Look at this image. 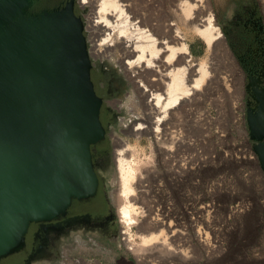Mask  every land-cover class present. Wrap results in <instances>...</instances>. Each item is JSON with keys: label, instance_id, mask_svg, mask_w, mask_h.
<instances>
[{"label": "rangeland", "instance_id": "obj_1", "mask_svg": "<svg viewBox=\"0 0 264 264\" xmlns=\"http://www.w3.org/2000/svg\"><path fill=\"white\" fill-rule=\"evenodd\" d=\"M160 1L165 21L170 19L174 25L182 27L180 7L174 6L175 11L170 14L166 0ZM209 8L220 31L219 39L210 49L198 34L185 30L191 56L198 60L205 58L211 75L208 86L198 94H192V114L186 116L181 112L175 115L177 119L180 117L176 124L179 123L190 142L189 146L183 147L185 149L178 150L182 156L189 154L192 160L189 159L190 163L186 165L190 168L186 174L188 177L173 174L178 189L173 199H163L160 195L164 190L163 180L157 174L156 178L151 176L155 189L152 191L153 201L136 203L138 210L146 209V203L151 204V216H161V210L170 208L168 221L174 228H182L178 226L182 222L189 232V239L178 238L172 245L180 244L189 256L178 254L174 258H165L166 249L160 247L143 253L152 264H264V172L254 149L256 145L264 144V135L262 138L253 136L251 125V119L264 112V0H210ZM84 12L86 21L83 25L87 28L88 17L93 13L91 6ZM230 56L238 68L235 71ZM105 62L113 66L110 59ZM129 95L127 98L132 97ZM125 117L128 119L130 114L125 112ZM123 137L135 143L133 137L124 134ZM151 140H154L153 135L142 136L137 154L139 160L144 159L143 162L152 158V163L147 166L158 171L161 162L152 157ZM168 166L167 171L171 170ZM103 175L108 188L115 186L117 190L118 165L109 163ZM117 204L115 200L119 229L111 251L89 249L78 242L62 245L60 258L55 262L33 264H85L84 261L115 264L118 258H122L121 264H139L137 254L141 251H133L123 243V230L127 229ZM187 206L191 207L188 208L191 213L183 212ZM191 216L201 217L194 228L207 232L209 246L213 249L208 244L203 249L194 238L196 230L192 223L190 225ZM138 217L142 221L145 215L139 213ZM143 224L147 225L146 222ZM129 233L133 234L132 241L138 245L141 241L137 225H133Z\"/></svg>", "mask_w": 264, "mask_h": 264}, {"label": "water", "instance_id": "obj_2", "mask_svg": "<svg viewBox=\"0 0 264 264\" xmlns=\"http://www.w3.org/2000/svg\"><path fill=\"white\" fill-rule=\"evenodd\" d=\"M36 1L0 0V257L98 182L90 146L104 135L102 100L83 20L74 0L34 10ZM254 149L264 172V144Z\"/></svg>", "mask_w": 264, "mask_h": 264}, {"label": "bare ground", "instance_id": "obj_3", "mask_svg": "<svg viewBox=\"0 0 264 264\" xmlns=\"http://www.w3.org/2000/svg\"><path fill=\"white\" fill-rule=\"evenodd\" d=\"M82 1L86 8L91 6L93 11L87 24L91 36V55L103 60L110 59L114 68L131 83L132 97L125 101L130 117L124 119L123 134L133 137L135 143H130L123 136H114L119 172V187L114 191V199L118 202V213L127 229L123 230V243L133 251H141L137 254L139 264H152L143 253L160 247L166 249L165 258H174L178 254L189 256L180 244L172 245L178 238L189 239V232L182 222L178 224L182 228H174L172 222L168 221L170 208L161 210V216L150 215L151 204L146 203V209L138 210L137 202L153 201L152 191L155 189L151 176L160 174L155 168L147 166L152 163V158L146 159V162H143L144 159L139 160L137 146H140L142 136L153 135L154 140L150 142L155 161H163L166 166L170 161L168 167L171 168V174L181 173L182 178L187 176L190 168L186 165L190 163V155L182 156L178 150L189 146L190 142L179 123L176 124L175 115L181 112L190 115L193 110L192 94H198L199 90L208 86L211 75L205 58L198 60L191 56L185 30L198 34L209 49L214 45L220 37V31L209 8L210 0H166L170 14L175 11L174 6L180 7L182 27L174 25L170 19L165 21L164 7L160 0ZM149 12L155 16L149 17ZM230 63L234 71L238 69L232 56ZM252 122L255 133L263 132L264 112L254 117ZM188 208L191 207L187 206L183 212L191 213ZM139 213L145 215L142 221L139 220ZM192 218L190 225L192 223L194 228L201 217L195 216V220ZM145 222L147 225L143 224ZM133 225H137L140 236L141 242L138 245L132 241L133 234H128ZM194 229V238L206 249L205 244L209 246L210 242L207 232Z\"/></svg>", "mask_w": 264, "mask_h": 264}, {"label": "flooded vegetation", "instance_id": "obj_4", "mask_svg": "<svg viewBox=\"0 0 264 264\" xmlns=\"http://www.w3.org/2000/svg\"><path fill=\"white\" fill-rule=\"evenodd\" d=\"M67 1L69 0H37L33 9L60 8ZM82 2L74 0V12L86 21L84 10H88V7ZM148 15L151 16L150 12ZM87 29L85 26L84 34L88 39L92 61L91 80L96 94L102 100L99 119L104 128L103 137L90 146L93 170L98 180L97 188L88 196H73L65 210L57 217L48 221L32 222L23 245L18 250L0 257V264H33L41 261L52 263L59 260L62 245L69 246L78 242L89 249L102 248L108 252L111 251L113 240L117 238L119 228L116 224L118 217L114 200L116 188H108L103 170L109 163L116 164L114 136H123L125 112L127 113L124 98L131 92V83L114 66L91 55L90 33ZM160 162L162 165L158 170L161 175L159 176L163 183L165 181L164 190L160 195L163 199H173L178 189L175 177L172 172L167 171L165 163ZM121 262L122 258H118L115 264Z\"/></svg>", "mask_w": 264, "mask_h": 264}]
</instances>
